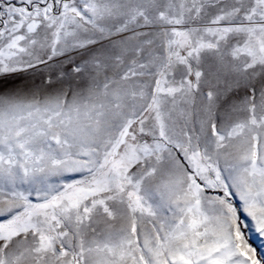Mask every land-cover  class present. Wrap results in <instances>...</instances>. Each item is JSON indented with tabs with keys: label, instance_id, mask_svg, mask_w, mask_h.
Returning a JSON list of instances; mask_svg holds the SVG:
<instances>
[{
	"label": "snow or ice",
	"instance_id": "obj_1",
	"mask_svg": "<svg viewBox=\"0 0 264 264\" xmlns=\"http://www.w3.org/2000/svg\"><path fill=\"white\" fill-rule=\"evenodd\" d=\"M0 264H264V0H0Z\"/></svg>",
	"mask_w": 264,
	"mask_h": 264
}]
</instances>
